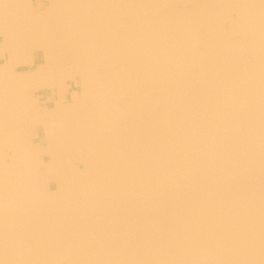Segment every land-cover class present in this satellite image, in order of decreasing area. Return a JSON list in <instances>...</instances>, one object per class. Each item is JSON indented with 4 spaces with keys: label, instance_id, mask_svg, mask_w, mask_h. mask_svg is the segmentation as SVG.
Returning <instances> with one entry per match:
<instances>
[{
    "label": "bare ground",
    "instance_id": "obj_1",
    "mask_svg": "<svg viewBox=\"0 0 264 264\" xmlns=\"http://www.w3.org/2000/svg\"><path fill=\"white\" fill-rule=\"evenodd\" d=\"M0 53V264H264V0H0Z\"/></svg>",
    "mask_w": 264,
    "mask_h": 264
},
{
    "label": "rangeland",
    "instance_id": "obj_2",
    "mask_svg": "<svg viewBox=\"0 0 264 264\" xmlns=\"http://www.w3.org/2000/svg\"><path fill=\"white\" fill-rule=\"evenodd\" d=\"M38 1H42V0H35V4L38 2ZM4 59H5V57H4V55L3 54H1L0 53V64L1 63H3L4 62ZM34 66L32 65H30V66H26V67H23L24 69H28V68H33ZM68 81V84L70 83V85H72L73 86V88H79V86H80V82L78 81V79H70V78H68L67 79ZM47 92H48V90H46ZM77 92V93H76ZM76 92H73L72 93V98L74 97V96H77V95H80L81 94V90L80 89H78ZM51 98V100H53V97H50ZM40 130L42 129V127L41 128H39ZM35 135V136H34ZM33 137H34V140H35V146L36 147H39L40 146V142L41 143H44V138H43V130L41 131V133L39 132V134H38V136H37V134L35 133H33Z\"/></svg>",
    "mask_w": 264,
    "mask_h": 264
}]
</instances>
